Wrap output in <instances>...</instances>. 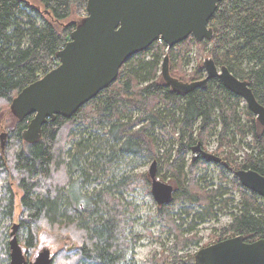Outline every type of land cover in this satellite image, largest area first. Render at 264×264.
<instances>
[{
  "label": "trees",
  "instance_id": "obj_1",
  "mask_svg": "<svg viewBox=\"0 0 264 264\" xmlns=\"http://www.w3.org/2000/svg\"><path fill=\"white\" fill-rule=\"evenodd\" d=\"M86 8L87 0H0V104L10 107L23 88L58 66L56 54L86 16ZM74 11L85 16L70 22ZM57 25H62L61 30ZM209 28L213 31L210 40L196 42L190 36L173 48L157 41L128 59L114 83L70 118L57 115L48 120L35 142L22 137L32 117L18 120L12 114L16 123L0 146V179L7 181L0 196V264H9L7 236L16 209L12 185L21 192L17 233L27 249V261L37 247L38 232L46 229L72 242L51 256V264H128L129 244L123 233L125 212L131 209L125 208L116 194L133 189L138 180L122 176L108 179L98 191L84 189L108 177L110 168L125 157L152 152L161 140L154 138L155 128L168 130L171 136L177 134L176 148L170 152L173 161L168 165L177 188L171 202L158 207L162 220L171 227L168 212L177 203L200 209L193 220L201 223L214 219L217 211L232 202L222 199L227 191L220 186L204 191L193 183L192 170L207 162L201 155L191 157L190 178L189 173L184 174L187 156L196 148L198 152L193 155L206 153V143L212 136L216 135L218 157L232 145L236 134L243 140L250 136L254 152L244 155L238 165L228 157H220V164L233 173L242 169L264 176V127L248 109L244 110L242 124L240 98L218 79L209 80L203 89L173 91L158 74L160 62L167 55L172 60V78L182 83L204 79L203 63L188 75L176 65L195 46L198 54L207 52L217 67H226L235 77L247 81L264 107V0H222ZM219 176L227 180L224 173ZM231 182L240 192L239 207L230 213L232 220L216 242L235 236H242L247 243L264 239V201L238 185L237 180ZM203 188L209 189L207 183ZM191 210L184 213L188 215ZM179 221L180 228L184 223ZM195 226L191 222L188 230ZM186 241L168 248L172 264H196L195 255L192 259L177 255L188 244ZM190 243L197 246L199 239Z\"/></svg>",
  "mask_w": 264,
  "mask_h": 264
},
{
  "label": "water",
  "instance_id": "obj_2",
  "mask_svg": "<svg viewBox=\"0 0 264 264\" xmlns=\"http://www.w3.org/2000/svg\"><path fill=\"white\" fill-rule=\"evenodd\" d=\"M222 0H87V14L57 52L59 64L37 81L23 88L11 101L10 111L18 119L32 117L22 137L35 142L43 125L55 116L70 118L99 92L114 83L124 63L162 40L173 48L192 36L196 42L210 40L209 21ZM204 79L182 83L169 75L168 56L161 65L162 78L173 91L188 93L203 89L211 79L243 100L264 127V107L247 81L235 77L226 67H217L211 58L203 61ZM3 137V136H2ZM3 146V145H2ZM200 151V150H199ZM193 152L197 153L198 148ZM207 162L221 159L200 152ZM239 184L264 201V176L252 170L234 173ZM151 195L158 206L172 200V185L157 178V163L148 170ZM18 224L9 234V264H51L50 250L42 248L27 261L17 237ZM196 264H264V239L251 243L235 236L203 247L195 254ZM170 264V263H169Z\"/></svg>",
  "mask_w": 264,
  "mask_h": 264
},
{
  "label": "rangeland",
  "instance_id": "obj_3",
  "mask_svg": "<svg viewBox=\"0 0 264 264\" xmlns=\"http://www.w3.org/2000/svg\"><path fill=\"white\" fill-rule=\"evenodd\" d=\"M33 4L43 8L37 1H33ZM85 16V15H84ZM84 16H79L76 11L72 13L70 22H78L80 18ZM62 25L58 26L57 29L61 30ZM167 54V50L164 51V55ZM163 55V56H164ZM208 53L205 52L202 55L198 54V48L193 47L192 51L182 60L180 59L176 64L184 74H190L197 67L198 64L203 63L208 57ZM150 59V56H147ZM163 61L160 62V68ZM172 63L171 58L168 60V69L170 70V65ZM161 74V69L159 73ZM172 74V73H171ZM205 75V73H204ZM248 109L245 102L242 100L240 102V114L242 119V124L245 122L244 110ZM255 117V116H254ZM16 123V119L10 112L9 105L0 104V146L5 144L6 135L8 134L11 127ZM219 131V130H218ZM168 130H160L155 128L154 138L161 140L158 141L157 146L152 152H146L139 156H127L124 159L117 162L116 166L110 168V175L108 177L102 178L99 183H91L84 190L86 191H98L102 189L108 183V179L117 180L122 176H128L138 180V184L128 191H121V195L116 198L121 200V203L125 208L131 209L125 212L126 226L124 227L123 239L129 244L127 262L128 264H172L168 250L173 244L178 243L180 240H187L188 244L181 251L178 252V256H189L193 258L194 255L203 247L214 244L217 241L219 235H221L224 227L229 225L232 218L230 213H235L239 206L240 192L238 189L234 188L232 185L233 180H237L232 170H226L223 164L215 165L213 163L204 162L199 167L193 169V183L196 182L198 188L204 191L215 190L217 187H222L227 191V194L222 199H230L232 202H228L227 208L222 211H217L216 217L211 220H204L203 222H198L193 220L194 213L201 212L197 207L191 205H184L177 203L173 206L172 211L168 212L171 215L172 227L168 223L164 222L161 218V214L158 212V206L151 195V180L148 176V170L153 161L157 163V178L173 186L174 190L177 188L176 179L170 171H168V165L172 163L173 157L170 158V152L176 148L177 134L174 136L168 135ZM3 136V137H2ZM235 141L230 147L223 149L224 154L220 156L222 159L228 157L229 162L232 158L235 159L234 164L238 165L242 162L244 155H248L254 152V148L251 145V137H247L243 140L240 134H236ZM70 145L67 146V148ZM216 135L212 136L206 143L205 151L210 155H216L217 149ZM217 156V155H216ZM192 154L190 153L186 158V166L184 174L189 173V165L191 164ZM218 157V156H217ZM218 157V158H220ZM220 158V159H221ZM224 161V160H223ZM225 162V161H224ZM220 173H224L227 180H222L220 178ZM190 173L187 176L189 179ZM146 180V183L144 182ZM148 181V183H147ZM6 180L0 179V196L2 193V187L6 183ZM238 182V180H237ZM205 183H207L209 189H204ZM239 183V182H238ZM240 185V184H238ZM13 191L15 193L16 199V209L13 224H18V216L20 215L19 199L21 197L20 190L12 185ZM263 204V203H262ZM192 207L191 213L188 215L184 213L185 210ZM219 205L216 206V209ZM264 208V204H263ZM215 209V210H216ZM173 217V218H172ZM179 219L183 220L184 225L178 227L180 224ZM193 222L194 229L192 231L188 230V225ZM7 224V223H6ZM5 224V225H6ZM12 224V225H13ZM176 226V227H175ZM12 228V226H11ZM9 228V233L11 232ZM174 232H177L176 234ZM8 235V234H7ZM176 236L177 239L176 240ZM9 240V235L7 236ZM18 237V233H17ZM229 237V236H228ZM19 238V237H18ZM194 239H199L197 246L190 243ZM19 241V239H18ZM20 244V242H19ZM72 245L70 239L64 238V235L53 233L46 229H41L37 235V247L34 252L31 253L29 260H33L37 255V252L42 248L50 250L51 256L59 253L63 247ZM22 251L25 253L26 248L20 244ZM174 256V255H173Z\"/></svg>",
  "mask_w": 264,
  "mask_h": 264
},
{
  "label": "flooded vegetation",
  "instance_id": "obj_4",
  "mask_svg": "<svg viewBox=\"0 0 264 264\" xmlns=\"http://www.w3.org/2000/svg\"><path fill=\"white\" fill-rule=\"evenodd\" d=\"M191 154H192V157L194 156V157H199V155H193V154H195V152H191Z\"/></svg>",
  "mask_w": 264,
  "mask_h": 264
},
{
  "label": "built area",
  "instance_id": "obj_5",
  "mask_svg": "<svg viewBox=\"0 0 264 264\" xmlns=\"http://www.w3.org/2000/svg\"><path fill=\"white\" fill-rule=\"evenodd\" d=\"M158 41L160 42V41H162V40L159 39Z\"/></svg>",
  "mask_w": 264,
  "mask_h": 264
}]
</instances>
